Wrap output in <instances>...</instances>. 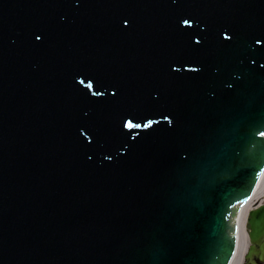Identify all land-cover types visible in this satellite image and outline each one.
I'll return each mask as SVG.
<instances>
[{"label":"water","instance_id":"obj_1","mask_svg":"<svg viewBox=\"0 0 264 264\" xmlns=\"http://www.w3.org/2000/svg\"><path fill=\"white\" fill-rule=\"evenodd\" d=\"M263 171L264 0H0V264H229Z\"/></svg>","mask_w":264,"mask_h":264},{"label":"bare ground","instance_id":"obj_2","mask_svg":"<svg viewBox=\"0 0 264 264\" xmlns=\"http://www.w3.org/2000/svg\"><path fill=\"white\" fill-rule=\"evenodd\" d=\"M261 188L264 189V176L261 180V183L259 185V188L254 196V199L256 198V196L258 195V193L260 192V190H262ZM253 199V200H254ZM253 205V202H250L248 205H246V207L243 210V213L241 215L240 218V230H239V240H238V249L235 255V258L232 262V264H242V259H243V255L247 246V241H248V234L246 231V217H247V213L248 210L250 209V207Z\"/></svg>","mask_w":264,"mask_h":264},{"label":"rangeland","instance_id":"obj_3","mask_svg":"<svg viewBox=\"0 0 264 264\" xmlns=\"http://www.w3.org/2000/svg\"><path fill=\"white\" fill-rule=\"evenodd\" d=\"M262 190H260V192L258 193V195L256 196V198L253 201V204L256 205L258 202H260L261 198L264 197V189L261 188ZM246 231H247V226H246Z\"/></svg>","mask_w":264,"mask_h":264},{"label":"snow or ice","instance_id":"obj_4","mask_svg":"<svg viewBox=\"0 0 264 264\" xmlns=\"http://www.w3.org/2000/svg\"><path fill=\"white\" fill-rule=\"evenodd\" d=\"M185 23H188V21H185ZM89 87H91V85H89ZM151 121H149L146 125H145V127H149V126H151ZM126 126L127 127H129V128H131V127H133L134 125L129 121L127 124H126ZM140 125H135V127H139Z\"/></svg>","mask_w":264,"mask_h":264},{"label":"flooded vegetation","instance_id":"obj_5","mask_svg":"<svg viewBox=\"0 0 264 264\" xmlns=\"http://www.w3.org/2000/svg\"><path fill=\"white\" fill-rule=\"evenodd\" d=\"M264 201V200H263ZM261 264H264V262H261Z\"/></svg>","mask_w":264,"mask_h":264}]
</instances>
